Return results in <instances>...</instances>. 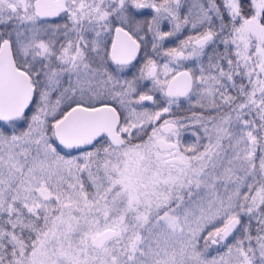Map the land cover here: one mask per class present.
Instances as JSON below:
<instances>
[{
    "label": "snow or ice",
    "instance_id": "snow-or-ice-1",
    "mask_svg": "<svg viewBox=\"0 0 264 264\" xmlns=\"http://www.w3.org/2000/svg\"><path fill=\"white\" fill-rule=\"evenodd\" d=\"M0 264H264V0H0Z\"/></svg>",
    "mask_w": 264,
    "mask_h": 264
}]
</instances>
